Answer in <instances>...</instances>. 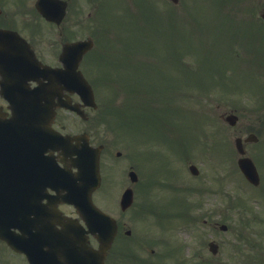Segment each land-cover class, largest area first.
<instances>
[{
    "label": "rangeland",
    "instance_id": "obj_1",
    "mask_svg": "<svg viewBox=\"0 0 264 264\" xmlns=\"http://www.w3.org/2000/svg\"><path fill=\"white\" fill-rule=\"evenodd\" d=\"M135 1L140 3L139 8L146 6V0ZM150 2L152 12L134 10L135 5H127L128 0H107L95 22L84 13L86 26L90 27L87 30L100 29L95 32L96 47L88 54L90 61L85 63L90 77L100 84L98 103L109 105L106 99L115 95L117 109L120 108L119 116L116 112L106 113L113 108L107 106L100 114L92 113L95 143L103 141L109 147L105 156L106 178L95 201L126 225L133 216L135 243L160 241L162 246H156L162 252L160 258L165 249L176 246L178 255L182 249L186 254L188 248L191 252L201 249V256L206 259L211 257L208 243L217 238L222 259H233L232 253L226 254V248L234 241L230 251L236 247L243 258V251L246 249V253L249 246L253 252L249 260H259L256 253L264 252L263 241H258L259 232L264 230L246 219L244 208L253 198L259 208L264 207V147L259 150L258 143L246 145L247 154L257 163L262 177L261 187L253 188L238 168L235 138L255 133L264 143V100L261 103L259 92L264 93V23L260 18L264 0H181L177 6L167 0ZM138 23L144 31L135 30ZM80 29L74 28L73 33ZM118 45L120 55L115 51ZM175 88L180 95L169 92ZM183 93L186 94L181 98ZM142 106L148 108L146 116L151 119L143 118L133 124L134 119L128 116H140L135 111L146 113ZM179 109L183 111L180 113ZM233 111L239 116L235 127L224 121V115ZM103 113L108 120L106 127L96 126L94 123ZM59 121L72 134L82 133L90 126L65 111L59 113ZM132 141L141 144L136 157L151 182L147 183L145 199L140 198L144 188L138 195V209L136 206L123 214L120 199L129 186L131 151V157H135ZM118 150L123 153L120 159L114 157ZM191 163L199 167L198 177L190 174ZM209 185L211 189L207 188ZM190 186L196 187L195 194ZM225 201L234 207L232 218V213H240L245 219L228 232L204 230V217L208 213L212 219L217 217L212 205L218 209L226 206ZM197 206L203 207L200 221L181 223L180 219L192 210L196 216ZM256 211L261 214V209ZM256 211L252 208L248 212ZM242 235L245 244H239ZM174 255L171 253V257ZM138 256L151 258L149 264H160L144 252L139 251Z\"/></svg>",
    "mask_w": 264,
    "mask_h": 264
},
{
    "label": "water",
    "instance_id": "obj_2",
    "mask_svg": "<svg viewBox=\"0 0 264 264\" xmlns=\"http://www.w3.org/2000/svg\"><path fill=\"white\" fill-rule=\"evenodd\" d=\"M173 1L177 2L178 0ZM262 16L264 18V13ZM8 46L12 47L13 45ZM78 46L79 49L77 52H82L78 53L76 56L77 59L75 58L71 61L70 59H67L66 61L67 65L70 61L71 66H75L74 69L78 67L76 60H79L82 57V54L91 48V43H85V47L78 44L75 48H78ZM68 67L70 66L68 65ZM71 77L74 78L73 82L76 90L79 89L83 91L82 87L86 88L84 93L81 94L85 103L96 106L93 92L89 88L83 76L79 74ZM20 79L23 80V76H21ZM55 83H61V77H56ZM55 83L52 82L54 85ZM43 89L44 87L42 86L34 92L24 90V95H21L20 99H17V104L13 106V115L10 119H6V116L4 117L0 113V165L10 164V166L15 168L16 171H19L18 168L25 167L26 177H29L30 174L33 173L34 166L32 165L46 163L44 155L47 150H62L64 157L61 161L66 165L70 158V164L79 168V172L75 175H70V178L74 180V184L76 186L83 187L86 194L87 205L83 208L79 204V202H82V195L72 194L70 197H67V200L78 206V209L84 218L87 221L89 220L88 222H90L89 228L91 232L96 235L101 242L100 251L93 252V250L86 249V253L89 254V258L86 257L83 264H104L106 252L110 248L117 232V225L111 217L95 208L91 199L92 190L94 189V184L96 183L94 180H96L99 168V150L91 149L84 139L78 140V144L74 145L70 138H63L60 134L51 129L50 126L55 115L54 106L51 104L52 101L49 97L48 90L44 91ZM49 89L54 91L51 97L53 99L56 90L55 88ZM57 89H59V86H57ZM65 106L77 110V108L71 104H67ZM227 121H229L230 124L235 125L237 117L229 116ZM52 140L54 141V144L49 147ZM236 145L238 151L241 154H244L245 151L240 138L236 140ZM87 147L91 149L93 153L92 157L85 153ZM73 155L78 156L77 160L76 158L73 159ZM47 158L54 161V158L51 156H47ZM91 160L92 163H90ZM53 165L54 167H58L56 163ZM239 165L243 173L252 183H259L256 166L250 158H241L239 160ZM12 179L13 177L11 176L10 180L12 181ZM15 179L18 180L16 177ZM1 182L6 186L8 185L6 193L8 197H11L12 195L18 196L17 193L21 190L23 191L24 187L28 188V190L26 189L24 192L26 198H28V202L20 205L16 200L10 198L11 200H9L8 204H5L0 199V215L10 217L18 216L21 222L29 224L31 230H34L35 228L37 229L35 223L38 219H40L41 215H39V213L43 212V214H45V212H52L53 210L52 200L47 197L45 189H42V195H39L34 190L32 192L28 185L25 186L18 181L10 182L9 180L3 179ZM32 188L35 189L34 186H32ZM131 194V192H127L124 196V206L126 208L131 205ZM44 197H47L49 201L46 205L42 203ZM55 216L57 215L55 214ZM11 219L19 220L18 218ZM92 220H95L93 221V224L91 223ZM2 221L3 220L0 219V222ZM11 226L16 228L21 227L20 223L9 225V227ZM70 229L69 236L75 235V228L70 225ZM8 232L9 230L7 225L0 223V237H8ZM39 235H41L43 239L47 240L46 244L50 243V232L42 228L41 233L39 231ZM22 237L25 238V236ZM73 252L74 251L70 250L69 255ZM68 262L70 263V260H68Z\"/></svg>",
    "mask_w": 264,
    "mask_h": 264
},
{
    "label": "flooded vegetation",
    "instance_id": "obj_3",
    "mask_svg": "<svg viewBox=\"0 0 264 264\" xmlns=\"http://www.w3.org/2000/svg\"><path fill=\"white\" fill-rule=\"evenodd\" d=\"M105 0H61L58 2V17L61 16L62 7H65V14L62 20H48L37 8L33 0H0V28L17 31L23 36L35 49L39 58H53L58 56L59 45L65 43L67 38L79 37L86 33L90 28L86 26L87 13L91 19L99 21L100 7L104 6ZM74 28H81L73 33ZM43 29H48L53 33V36L43 32ZM47 38L49 40H47ZM46 41L50 45L44 49ZM43 51L41 53L40 51ZM4 103V101H3ZM133 168L135 165L132 166ZM147 185L144 181L138 180L134 185L136 195L144 188L146 191ZM63 208V207H61ZM75 218L77 215L74 212H64L62 216ZM61 221H56L55 225L58 230H62ZM216 223L212 228H216ZM125 228L121 226L119 230L120 239L125 238ZM121 231V232H120ZM123 234V235H122ZM146 245L145 240L136 244L135 240L124 244L126 247V258L124 264H148L147 257L138 256V251L144 252L143 248ZM122 245H118L121 247ZM95 247V245L93 246ZM154 252V251H152ZM115 257H120V252H115ZM176 257V255L174 256ZM0 264H30L26 254L13 250L6 242L0 240Z\"/></svg>",
    "mask_w": 264,
    "mask_h": 264
},
{
    "label": "bare ground",
    "instance_id": "obj_4",
    "mask_svg": "<svg viewBox=\"0 0 264 264\" xmlns=\"http://www.w3.org/2000/svg\"><path fill=\"white\" fill-rule=\"evenodd\" d=\"M3 166H5V165H3Z\"/></svg>",
    "mask_w": 264,
    "mask_h": 264
}]
</instances>
